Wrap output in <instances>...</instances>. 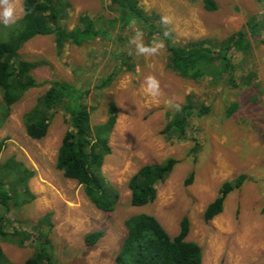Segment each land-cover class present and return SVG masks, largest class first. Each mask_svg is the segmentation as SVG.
<instances>
[{
    "label": "rangeland",
    "instance_id": "obj_1",
    "mask_svg": "<svg viewBox=\"0 0 264 264\" xmlns=\"http://www.w3.org/2000/svg\"><path fill=\"white\" fill-rule=\"evenodd\" d=\"M22 1L19 6L23 9ZM64 1L69 7L63 21L69 29L82 13L103 14L108 20L114 16L106 7L108 0ZM215 1V11L205 10L203 0L138 3L147 13L172 18V23L164 26L175 43L206 38L213 46L242 29L251 16L264 21V0ZM119 26L108 27V39L68 43L60 53L50 35L32 37L18 51L22 59L42 62L32 70L37 81L58 79L88 89L86 103L93 125L103 122L109 103H115L117 119L108 137L111 151L99 174L117 192L118 200L110 211L97 208L82 185L56 168L57 149L69 128L68 114L62 108L54 112L45 137L35 140L25 133L22 116L49 84L28 89L0 126V141L4 142L0 166L13 159L33 171L28 179L33 198L17 210L11 207L5 215L8 221H3L7 231L30 234L22 245L0 237L8 264H23L45 240L60 264H113L127 232L125 220L143 212L155 216L172 236L187 216V239L201 247L203 264H264V43L260 40L264 27L259 38L248 33L251 49L247 53L231 54V83V72L200 80L176 75L166 66V47L157 56L138 55L129 40L134 29L141 27L136 23ZM143 39L145 44L154 42L145 32ZM123 59L126 64L119 69ZM251 71L254 77L247 82L245 77ZM110 75L113 77L106 86H97ZM149 75L160 81L161 95L155 99L142 94ZM190 95L209 104L210 113L191 115L183 138H165L162 130L176 111L166 102L172 99L182 105ZM231 104H236V109L226 117ZM167 157L177 162L168 178L156 183L155 199L142 206L132 205L127 185L130 177L140 166ZM239 174L247 177L227 194L223 211L204 220L203 212L221 184ZM95 231L102 235L88 244L85 236Z\"/></svg>",
    "mask_w": 264,
    "mask_h": 264
},
{
    "label": "trees",
    "instance_id": "obj_2",
    "mask_svg": "<svg viewBox=\"0 0 264 264\" xmlns=\"http://www.w3.org/2000/svg\"><path fill=\"white\" fill-rule=\"evenodd\" d=\"M22 6L23 15L15 24L6 27L0 23V126L10 114L13 104L28 89L49 84L34 106L22 116L25 133L35 140L45 137L54 112L62 108L68 114L66 121L69 128L58 146L55 166L65 178L82 185L90 202L104 211L112 210L118 200L117 192L99 174L105 156L111 151L108 137L116 123V105L110 102L106 119L93 125L86 103L88 89H80L58 79L37 81L32 70L42 62L22 59L18 51L23 44L32 37L50 35L54 39L56 51L60 53L68 43L82 45L90 40L108 39V27L113 30L117 25L125 28L136 23L153 41L164 39L169 71L192 80L206 76L214 78L223 72H231L228 82L232 83L234 65L231 54L247 53L251 49L248 33L252 38H259V32L264 27L263 19L251 16L242 29L213 46L208 44L211 41L206 38L175 43L171 33L169 37H163L164 31L169 29L161 24L160 14L142 10L138 0H108L106 7L114 12L112 19L108 20L103 14L90 16L82 13L71 29L63 21L69 7L64 0H23ZM203 7L207 11H215L217 3L215 0H203ZM260 40L264 43V37ZM126 61L123 59L118 68H122ZM251 72L245 77L247 82L254 77V72ZM112 77L103 78L97 86H106ZM235 109L236 104H231L226 109V117ZM210 111L209 104L187 96L180 110L175 111L165 124L163 136L168 139L183 138L190 116L195 113L201 116ZM3 143L0 141V151ZM176 162V158L167 157L159 163L140 166L127 182L131 204L142 206L151 203L156 197V183L168 178ZM32 172L13 159L0 166V237L19 245L30 234L18 229L7 231L4 229L7 224L3 221L7 220L5 215L11 207L17 210L33 198L28 188ZM246 177L245 174H239L221 184L217 196L203 212L204 220L209 221L223 211L227 194L240 187ZM262 210L264 212V208ZM125 226L127 232L113 264H203L201 247L197 242L187 239L190 228L187 216L180 220L179 231L174 236L165 230L155 216L144 212L128 217ZM101 235V231L89 232L85 240L88 244H94ZM47 245L46 240L40 241L34 254L23 264H60ZM0 264H8L1 247Z\"/></svg>",
    "mask_w": 264,
    "mask_h": 264
},
{
    "label": "clouds",
    "instance_id": "obj_3",
    "mask_svg": "<svg viewBox=\"0 0 264 264\" xmlns=\"http://www.w3.org/2000/svg\"><path fill=\"white\" fill-rule=\"evenodd\" d=\"M23 9L19 6V0H0V22L6 27H10L20 19V13ZM163 25H170L172 18L170 16H162L160 20ZM170 35V30H166L163 33V37L167 38ZM144 32L139 28L134 29V35L130 38L129 44L135 46V51L138 55L145 57H152L160 55L165 50L164 39H160L158 42L154 41L151 44L144 43ZM144 87L142 94H146L149 97L155 99L161 95L160 81L153 75L146 77L144 81ZM169 108L179 111L181 105L175 103L172 99L166 102Z\"/></svg>",
    "mask_w": 264,
    "mask_h": 264
}]
</instances>
